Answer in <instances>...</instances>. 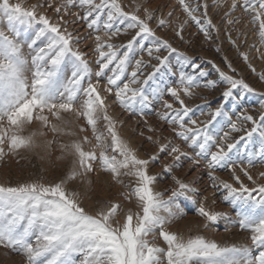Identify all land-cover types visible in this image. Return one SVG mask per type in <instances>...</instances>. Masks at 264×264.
I'll return each instance as SVG.
<instances>
[{"label": "snow or ice", "instance_id": "snow-or-ice-1", "mask_svg": "<svg viewBox=\"0 0 264 264\" xmlns=\"http://www.w3.org/2000/svg\"><path fill=\"white\" fill-rule=\"evenodd\" d=\"M178 3L211 40L210 31L216 25L207 15V4L198 16L199 3ZM238 7L258 24L259 41L264 46V0H231L225 18ZM72 8L84 11L72 12ZM47 9L56 14L55 20ZM67 16L75 19L70 21ZM153 20L158 27L168 24L148 7L137 5L134 11H125L119 0H36L28 7L24 0H0V22L7 25V31L0 29V157L39 147L37 138H45L49 132L53 139L43 140L47 148L58 136L74 137L60 143L57 160L71 157L64 178L51 182L36 179L15 186L0 183V248L23 255L25 264H264V171L256 176L251 171L257 163L264 164V92L214 65L219 82L227 87L219 105L209 109V119L193 118L195 110L186 98L194 96L196 89L214 88L218 81L208 79V71L194 57L178 53L168 39L157 36L150 24ZM79 22L96 33L90 52L80 47L82 38L68 27ZM227 23L240 21L232 18ZM130 29L136 31L126 43H113ZM183 30L184 24L174 30L180 40H184ZM164 50L178 53V65L172 64L169 56L160 55ZM256 50L261 51L259 47ZM242 55L247 62V53ZM248 67L256 72L251 63ZM149 68L151 71H146ZM259 79L264 81V72L259 73ZM249 93L259 99L257 115L245 107ZM110 98L141 118L155 112L174 125L173 135L191 151L168 140L148 159L140 158L117 130L123 122L109 114ZM81 119L85 124L76 123ZM100 121L104 131L98 128ZM33 122H38L37 129H31ZM249 122L251 127L246 129ZM75 128L79 132L90 128L96 142L87 135L80 137ZM148 130L156 129L149 125ZM240 132L244 135L232 136ZM86 144L91 148L85 150ZM166 151L173 160L163 164L166 172L180 166L182 157L194 167L207 162L212 187L224 190L222 199L235 212L234 221L226 212L207 208L208 196L192 182L173 176L175 187L165 192L154 189L157 177L149 174V163ZM224 169L230 170L233 182L215 183L219 180L216 171ZM94 171L110 174L117 184H123L122 176L134 177V183L125 185L129 191L121 195L126 201L135 199L140 211L112 200L99 202L91 211L85 208L81 194L67 185ZM181 199L198 205L196 211L205 219V227L207 222L228 218L250 232L251 244L222 246L200 234L185 237L168 230ZM158 238L165 246L156 242Z\"/></svg>", "mask_w": 264, "mask_h": 264}, {"label": "rangeland", "instance_id": "rangeland-1", "mask_svg": "<svg viewBox=\"0 0 264 264\" xmlns=\"http://www.w3.org/2000/svg\"><path fill=\"white\" fill-rule=\"evenodd\" d=\"M48 2H52V0H48ZM55 2L59 3L60 0H55ZM119 2L124 6L125 11H134L136 6L140 5L141 8L148 7L153 9L157 17L163 16L168 20V24L164 27H158L155 20L150 22L157 36L168 39L172 43V46L178 50V53L182 52L190 57H194L196 62L208 71V79L218 81L214 88L196 89L194 96L186 98L188 106L193 107L195 110L193 118L200 121L209 119L207 114L209 109H214L219 105L221 94L227 87L225 83L219 82V73L216 71L214 65L229 75L245 79L246 82L257 89V92H264V81L259 79V73L264 72V46L259 41L258 24H253L249 14L244 12L240 7L233 11L230 17L225 18L224 14L229 11L231 0H187L192 5L199 3L200 11L196 13L198 16L204 12L203 6L207 4V15L211 18L213 24L216 25V29H218V31L216 29L210 31L211 40L207 39L195 21L191 20L182 11L178 0H119ZM33 3H36V0H24L25 7ZM45 8H47V5H45ZM70 11L81 12L82 14L84 10L72 8ZM47 12L54 20L57 18L51 9H47ZM169 12L172 13L171 17L168 16ZM139 14L142 15V12ZM232 18L239 20L240 23L229 25L227 19ZM65 19L71 21L75 18L67 16ZM181 24H184V40L177 38L174 31L178 30ZM68 27L82 38L80 47L84 51L90 52L91 48L94 47L93 39L96 35L95 31L88 29L84 22L77 24L70 23ZM0 29L7 31L6 22H0ZM135 31V29H130L127 34L114 38L113 43H126L135 34ZM229 33L231 34V38H229ZM232 41H235V44ZM149 42L144 41L145 44ZM257 47L261 49L260 52H257ZM178 53H169L167 50H164L160 55L169 56L170 62L178 65ZM242 53H247V62L244 60ZM89 59H92V57L90 56ZM145 59H147L146 54ZM152 63L155 64L156 61L153 60ZM248 63H251L255 67V73L248 67ZM229 64H231V68H229ZM233 69L235 71H232ZM146 71H151V69H146ZM108 103L110 104L108 109L109 114L123 122L117 125V130L137 150L140 158L148 159L158 152L160 143H167L168 140H172L174 144H179L183 151H191L179 137L173 135L171 129L174 125L161 120L155 112H148L145 117L141 118L139 115H132L124 111L118 103H112L111 98ZM244 104L252 115H257L261 110L259 99L255 94H246ZM176 106L178 107V105ZM228 107L231 108V105L229 104ZM156 108L161 112L164 111L159 104L156 105ZM233 119H236V117L233 116ZM144 120H147L148 123L145 124ZM76 123L85 124V121L81 119ZM149 125L156 130L149 131ZM38 127V122H33L31 125V129H37ZM250 127V122L245 125L246 129ZM98 128L104 131L103 121L98 123ZM75 130L80 137L87 135L93 144L96 142L92 137L90 128L86 132H79L78 128H75ZM141 132H143V135L140 134ZM241 135H244V133H232L234 138H238ZM149 136L152 137L151 141L147 139ZM44 139H53V134L49 132L47 137L37 138V143L40 146L35 149H22L17 154H6L0 157V183L6 186H15L19 183L36 179L51 182L64 178L71 168V157L57 160V157L61 155L60 143L67 142L70 139H74V137L58 136L56 138L57 142L50 148L44 147ZM154 141H158V143H154ZM256 147L258 148V144ZM90 148V144L85 145V150ZM168 151H170V148ZM5 152H7L6 148ZM164 163H173L172 157L168 156L167 151L159 154L158 160L150 161L149 163V174L157 177L154 185L156 191L165 192L175 187L172 177H179L185 182L194 183L196 187L202 190L203 195L208 196V199L205 201L207 208L214 211L226 212L228 213V217L233 221L235 220V212L232 207L222 199L225 194L224 190L222 188L217 190L212 187L214 182L208 174L210 169L207 168L206 161H201L198 167H194L191 165L190 160L182 157L180 166L173 167L171 172L164 171ZM94 167L98 168V164L94 165ZM251 171L254 176L258 175L259 172L264 171V164L257 163L256 167ZM237 174L240 173L238 172ZM215 175L219 177V180L215 181L217 184H219L220 180L233 182L230 170L228 169L217 170ZM241 178L244 179L243 176ZM121 179L123 180V184H117L112 181L110 174L94 171L87 174V176H77L74 180L69 181L67 187L69 190H74L81 194L83 206L90 211L95 209L99 202L109 200L121 202L125 208H131L133 211H140L135 199L126 201L121 195V193L129 191L125 185H129L130 182L134 183L135 178L122 176ZM245 183L249 182L245 179ZM249 186L251 185L249 184ZM177 204L178 208L174 209L177 216L167 226L168 230L178 232L185 237L200 234L209 240H215L222 246L251 244L250 232L241 230L238 224L230 222L228 218H221L216 222H207L208 226L205 227V219L199 216L196 211L198 205L191 204L183 199L177 201ZM149 238L151 239V237ZM156 242L161 246H165L162 238H158ZM25 260L26 258L21 254L0 248V264H25Z\"/></svg>", "mask_w": 264, "mask_h": 264}]
</instances>
